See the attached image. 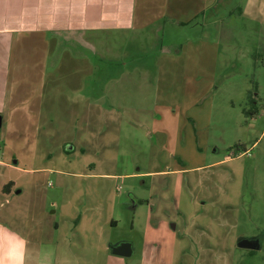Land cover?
<instances>
[{
  "label": "crops",
  "instance_id": "crops-1",
  "mask_svg": "<svg viewBox=\"0 0 264 264\" xmlns=\"http://www.w3.org/2000/svg\"><path fill=\"white\" fill-rule=\"evenodd\" d=\"M230 16L237 17L236 23L256 27L264 42V0H0V131L4 124L12 130L10 124L29 123L23 142L37 159L56 172L63 166L79 169L80 173L69 175L84 184L90 180L98 188V195L88 186L87 194L47 196L38 189L40 181L10 177L21 171L19 161L0 158V264H97L101 257L128 264L109 249L111 244L129 242L114 239L121 222L119 211L136 215L146 209L150 216L158 211L152 197L138 200L134 207L119 202L118 178L153 180L181 170L117 176L102 169L113 162L104 156L115 139L133 135L136 127L158 141L173 139L166 132L175 122L174 133L181 140L177 145L169 142L171 152L178 150L191 158L195 128L204 131L210 106L208 113H202L193 109L190 99L199 102L215 82L219 48L211 35L219 34L222 20ZM153 89L155 103L161 96L171 103L169 110H161L160 130L151 117ZM69 98L71 104L55 105V99ZM173 106L180 110L176 115ZM54 121L62 122L61 127L54 128ZM183 135H189L188 141ZM232 162L229 158L212 168ZM107 180L113 187L105 189ZM205 189L214 215L225 210V217L219 218L224 228L239 220L240 214L227 209L230 205L222 195H212L209 185ZM50 209H54L51 216ZM244 241L253 248H241ZM186 242L183 251L189 249ZM223 247L232 252L243 249L250 257L264 251V231L229 233Z\"/></svg>",
  "mask_w": 264,
  "mask_h": 264
},
{
  "label": "rangeland",
  "instance_id": "rangeland-1",
  "mask_svg": "<svg viewBox=\"0 0 264 264\" xmlns=\"http://www.w3.org/2000/svg\"><path fill=\"white\" fill-rule=\"evenodd\" d=\"M236 22L237 17L223 19L219 34L211 35L219 48L215 82L199 102L197 98L190 99L193 109H199L202 113H208L210 106V120L203 127L204 131L195 128L196 149L191 158L185 153L179 154L178 150L175 154L171 152L169 142L177 145L181 140L175 136V122L169 123L170 128L166 132L169 134L168 139H173L158 141L154 134L146 137L145 129L136 127L132 129L135 131L133 135L131 133L128 137H122L120 145L115 139V146L104 156L106 160L112 157L113 162L102 169L117 176L157 169L181 170L153 180L118 178L122 186L119 202H127L130 207H134L138 200L143 202L152 197L154 208L158 211L151 212V216L146 209L139 210L136 215L124 212L123 208L119 211L121 222L118 230H114V239L119 237L129 240L136 248L131 257L122 258L125 263L264 264V251L247 257V251L243 249L237 248L232 252L223 247L229 239V233L253 235L264 231V51H261L264 42L256 34V27L248 22ZM201 38L197 36V39ZM188 50H191L190 46ZM90 55L93 58L99 56ZM153 92L155 89L151 91L152 102L155 101ZM146 93L150 96V91ZM166 101L167 97L161 96L150 109L159 130L163 124L161 110H169L171 104ZM71 102V98L55 99L56 106ZM160 103L166 106L160 107ZM173 108L176 111L173 115H176L180 110ZM250 111L257 113L252 117ZM60 112L57 110L58 115H61ZM58 118L64 121L63 116ZM44 122L43 118V125ZM61 123L54 121V128L61 127ZM23 124L20 123V127L10 124L13 132L4 124L0 131V158L3 161H19L21 168L20 172L10 174V177L21 182L40 181L38 189L47 196L74 197L87 194L88 186L91 187L89 192L94 191L98 195L97 184L91 185L90 180L84 184L83 179L69 175L73 171L80 173L79 169L63 166L56 172V169L49 170L46 161L37 159L36 152L23 142L27 134L24 126L27 127L29 123ZM71 127L69 124V128L73 129ZM15 135L16 139L13 138ZM188 137L183 135L182 139L188 141ZM40 142L44 145L43 139ZM240 145L247 154L242 152V157L233 156L236 146ZM229 158L233 159L232 163H222L212 168L215 163ZM99 181L104 188V181ZM105 182V189L110 188L112 182ZM204 185L210 186L212 195L219 193L221 198H225V202L230 205L227 209L236 215L240 214L237 222L231 220L233 224L224 228V221L219 218L225 217V210L214 215L216 211L208 208V189L202 191ZM217 185H220L219 188H215ZM53 211H48L50 216ZM184 239L189 245L187 251L182 250ZM97 264H115V260L108 262L101 257Z\"/></svg>",
  "mask_w": 264,
  "mask_h": 264
},
{
  "label": "water",
  "instance_id": "water-1",
  "mask_svg": "<svg viewBox=\"0 0 264 264\" xmlns=\"http://www.w3.org/2000/svg\"><path fill=\"white\" fill-rule=\"evenodd\" d=\"M0 127H1V119H0ZM241 248H253L252 244L244 241L240 244ZM111 253L114 256L129 258L134 254L133 245L131 242L122 241L117 244H111L109 246Z\"/></svg>",
  "mask_w": 264,
  "mask_h": 264
},
{
  "label": "trees",
  "instance_id": "trees-1",
  "mask_svg": "<svg viewBox=\"0 0 264 264\" xmlns=\"http://www.w3.org/2000/svg\"><path fill=\"white\" fill-rule=\"evenodd\" d=\"M250 112H252V111H250ZM249 112V114L253 117V116H255L256 115V113H257V111H254V112H252V113H250ZM245 153L246 152V150H245V148L243 147V146H236V148H235V150H234V152H233V156H238L239 154H241V153ZM11 185V184H10Z\"/></svg>",
  "mask_w": 264,
  "mask_h": 264
},
{
  "label": "built area",
  "instance_id": "built-area-1",
  "mask_svg": "<svg viewBox=\"0 0 264 264\" xmlns=\"http://www.w3.org/2000/svg\"><path fill=\"white\" fill-rule=\"evenodd\" d=\"M244 154H247L246 152Z\"/></svg>",
  "mask_w": 264,
  "mask_h": 264
}]
</instances>
